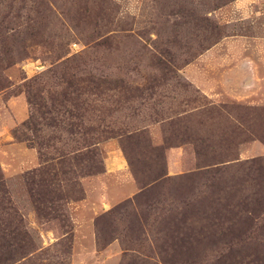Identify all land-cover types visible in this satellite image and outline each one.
Instances as JSON below:
<instances>
[{
  "label": "rangeland",
  "instance_id": "rangeland-1",
  "mask_svg": "<svg viewBox=\"0 0 264 264\" xmlns=\"http://www.w3.org/2000/svg\"><path fill=\"white\" fill-rule=\"evenodd\" d=\"M17 97L0 264H264V0H0Z\"/></svg>",
  "mask_w": 264,
  "mask_h": 264
},
{
  "label": "crops",
  "instance_id": "crops-1",
  "mask_svg": "<svg viewBox=\"0 0 264 264\" xmlns=\"http://www.w3.org/2000/svg\"><path fill=\"white\" fill-rule=\"evenodd\" d=\"M28 119V110L25 100L21 97L9 100L5 103L0 110V140H10L9 148L16 149L17 147H22L25 154L34 153V162L35 159H38V153L33 152V150L26 149L23 144L14 143L12 140H15L13 135L10 133L11 130L17 124L23 123ZM14 147V148H13ZM11 150V149H9Z\"/></svg>",
  "mask_w": 264,
  "mask_h": 264
},
{
  "label": "trees",
  "instance_id": "trees-1",
  "mask_svg": "<svg viewBox=\"0 0 264 264\" xmlns=\"http://www.w3.org/2000/svg\"><path fill=\"white\" fill-rule=\"evenodd\" d=\"M146 186H143V188H145Z\"/></svg>",
  "mask_w": 264,
  "mask_h": 264
}]
</instances>
